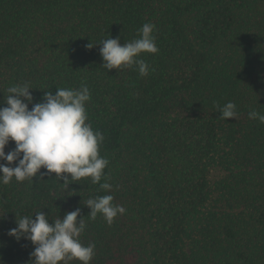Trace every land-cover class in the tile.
<instances>
[{"label": "trees", "instance_id": "1", "mask_svg": "<svg viewBox=\"0 0 264 264\" xmlns=\"http://www.w3.org/2000/svg\"><path fill=\"white\" fill-rule=\"evenodd\" d=\"M149 22L159 51L140 56L147 76L101 67V40L123 45ZM25 82L36 102L87 84L112 188L55 173L0 184V264L34 251L8 235L16 219L76 208L90 264H264V123L248 115L264 114V0H0V102ZM228 102L236 118H218ZM103 195L126 209L111 225L84 205Z\"/></svg>", "mask_w": 264, "mask_h": 264}, {"label": "clouds", "instance_id": "2", "mask_svg": "<svg viewBox=\"0 0 264 264\" xmlns=\"http://www.w3.org/2000/svg\"><path fill=\"white\" fill-rule=\"evenodd\" d=\"M154 29V24L144 23L137 30L138 38L123 45L119 36L101 40V67L112 70L135 66L141 76H147L149 65L140 56L159 51ZM94 45L91 42L87 48ZM30 89H33L30 82L11 86L7 89L9 95L0 102L7 105L0 107V161L7 162V165L0 163V184L7 185L13 179L33 182L38 173L40 180L55 173V179L62 180L66 187L90 177L101 190L110 191V183H100L102 177L107 181L104 170L109 164L99 152L105 137L87 123L86 103L91 99L87 84L82 82L78 89L57 88L55 94L45 91L38 102L34 101ZM218 109L220 119L237 116L233 102ZM248 115L264 123V114L252 111ZM10 140L15 142V148L6 154L4 149ZM13 162H17L14 167ZM41 168L46 171L40 172ZM113 199L112 195L89 198L84 204L90 209L87 216L95 220L100 214L111 225L118 214L126 211L123 206L113 204ZM49 221L46 213L38 211L35 219L33 215L16 219L17 227L9 230L8 235L29 240L35 246L29 264H60L68 260L90 264L96 245H84L79 239L87 227L81 209L67 212L63 219Z\"/></svg>", "mask_w": 264, "mask_h": 264}]
</instances>
